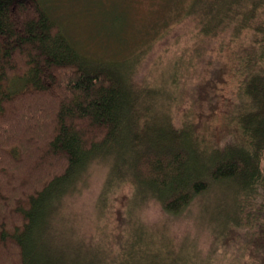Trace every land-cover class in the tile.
I'll return each mask as SVG.
<instances>
[{
    "label": "trees",
    "instance_id": "obj_1",
    "mask_svg": "<svg viewBox=\"0 0 264 264\" xmlns=\"http://www.w3.org/2000/svg\"><path fill=\"white\" fill-rule=\"evenodd\" d=\"M44 1L0 0V264H264V0H172L131 55L85 52ZM86 168L88 232L63 204Z\"/></svg>",
    "mask_w": 264,
    "mask_h": 264
},
{
    "label": "rangeland",
    "instance_id": "obj_2",
    "mask_svg": "<svg viewBox=\"0 0 264 264\" xmlns=\"http://www.w3.org/2000/svg\"><path fill=\"white\" fill-rule=\"evenodd\" d=\"M171 2L172 0H48V2L44 1V4L50 16L61 25L70 41L85 52L95 54V51H112L131 55L142 48L143 44L146 47L149 39L153 38V36L149 37L153 33V23H156L158 28L172 19V15L178 9ZM118 9H122V13ZM117 14L120 19L116 16ZM113 17L115 18L114 21ZM118 19L119 23L116 22ZM111 20L115 22L112 25L110 24ZM173 23L174 21L170 24ZM145 38L148 39L143 41ZM190 43V38L186 40L185 35H181L176 40L165 44V46L160 45L155 54L152 55L150 50L146 55L149 59H156L166 66V59L170 61L179 55L186 54V46ZM161 69V67H158V71L153 72V77L157 82L163 80V78L161 79L163 72L159 75ZM19 85V81H13L9 88L16 89ZM87 169L85 170L87 175L84 183L80 186L76 184L77 188L71 187L64 194L63 200V204L70 205L67 211L65 210V214L72 209V212H75L73 218L77 222V224H75L76 222L73 224L76 227L79 226L85 232L94 229L92 223L95 220L81 216V213L90 209L91 201L89 203V200L91 196L94 192L99 191L100 185H103L101 171L96 168ZM210 200L209 197L207 203ZM137 211L138 216L148 222L154 221L162 215L160 207L151 199H146L140 203ZM49 213L52 218L59 219L60 226L64 214L62 209L59 211L58 207H54ZM178 221L172 226V233H186V219L180 217Z\"/></svg>",
    "mask_w": 264,
    "mask_h": 264
}]
</instances>
